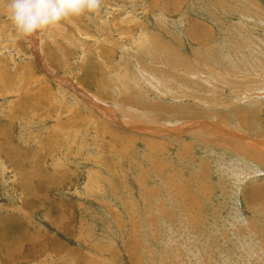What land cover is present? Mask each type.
Segmentation results:
<instances>
[{
    "label": "rangeland",
    "instance_id": "rangeland-1",
    "mask_svg": "<svg viewBox=\"0 0 264 264\" xmlns=\"http://www.w3.org/2000/svg\"><path fill=\"white\" fill-rule=\"evenodd\" d=\"M8 3L0 264H264V0Z\"/></svg>",
    "mask_w": 264,
    "mask_h": 264
},
{
    "label": "clouds",
    "instance_id": "clouds-1",
    "mask_svg": "<svg viewBox=\"0 0 264 264\" xmlns=\"http://www.w3.org/2000/svg\"><path fill=\"white\" fill-rule=\"evenodd\" d=\"M102 0H9L8 18L19 37L59 29L64 22L94 15Z\"/></svg>",
    "mask_w": 264,
    "mask_h": 264
},
{
    "label": "bare ground",
    "instance_id": "bare-ground-1",
    "mask_svg": "<svg viewBox=\"0 0 264 264\" xmlns=\"http://www.w3.org/2000/svg\"><path fill=\"white\" fill-rule=\"evenodd\" d=\"M248 148V147H247Z\"/></svg>",
    "mask_w": 264,
    "mask_h": 264
}]
</instances>
